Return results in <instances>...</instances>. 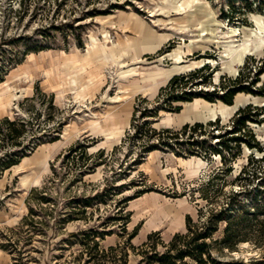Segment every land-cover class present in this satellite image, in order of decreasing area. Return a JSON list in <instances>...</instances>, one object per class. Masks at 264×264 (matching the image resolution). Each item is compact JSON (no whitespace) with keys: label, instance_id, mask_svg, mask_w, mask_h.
<instances>
[{"label":"rangeland","instance_id":"374dc122","mask_svg":"<svg viewBox=\"0 0 264 264\" xmlns=\"http://www.w3.org/2000/svg\"><path fill=\"white\" fill-rule=\"evenodd\" d=\"M206 63L203 90L223 75L254 76L264 65V0H0V117L27 121L24 143L58 135L0 176V264H138L147 228L160 225L168 241L187 214L198 222L229 201L249 215V241L213 256L264 264V113L240 131L262 151L242 143L229 163L162 149L138 156L135 109L154 107L175 72ZM258 79L254 88L264 87V72ZM236 95L239 108H264V95ZM223 104L181 102L152 125L219 117L214 133L223 134L236 110Z\"/></svg>","mask_w":264,"mask_h":264},{"label":"trees","instance_id":"16d2710c","mask_svg":"<svg viewBox=\"0 0 264 264\" xmlns=\"http://www.w3.org/2000/svg\"><path fill=\"white\" fill-rule=\"evenodd\" d=\"M77 41L79 45H82L80 33H78ZM209 70L210 65L206 63L199 68L173 75L166 85L160 87L154 107L135 109L131 125L135 128L134 138L140 147L138 156L162 149L172 151L181 157L199 156L210 160L212 156H218L224 164L238 157L242 143L247 144L249 148L255 147L262 151L250 129L248 132L251 140L243 138L240 134L242 129H248V121L259 123L261 120L257 117L264 113V108L252 107L250 104L235 112L230 128L223 134L214 133V129L218 127L219 117L206 123H185L179 129H158L152 125V119L160 110L179 111L182 107L181 102H190L195 98H202L209 102L221 101L232 105L235 95L239 92L264 95V87L254 88L259 81L258 76L264 72V65L255 70L252 77L250 76L252 70H249L245 76L241 73L235 77L223 75L221 77L223 80L219 84L212 85L211 90H203L201 85H205L212 75V70ZM204 72L208 73L204 74ZM2 80L3 75H0V82ZM137 111H139L138 116H136ZM138 118L141 121L135 124ZM211 126L213 128L207 130V127ZM27 132L26 120L11 119L8 116L0 117V176L5 170L18 164L23 157L32 153L39 145L58 140V135L45 140L43 134H40L36 140L24 143L22 138ZM227 134L230 135L226 136ZM77 146L81 145L77 143L71 149ZM261 159H264V156ZM217 176L218 172L208 181L211 182ZM260 183L264 184V179ZM244 192L245 190H240L236 194L241 195ZM236 209L234 202H226L219 208H212L209 215L200 214L198 222H194L193 218L187 214L185 229L174 233L168 241H159L160 231L150 232L146 240L139 245V251L143 256L138 264H259V260L256 259H251L249 262L223 261L212 254L214 250L221 253L235 251L239 243L249 241L243 231V228L249 225V215L247 213L237 215ZM220 222H224L221 236L212 237L218 230ZM135 233L136 229L132 236ZM158 244L161 245L162 250H157Z\"/></svg>","mask_w":264,"mask_h":264},{"label":"bare ground","instance_id":"6f19581e","mask_svg":"<svg viewBox=\"0 0 264 264\" xmlns=\"http://www.w3.org/2000/svg\"><path fill=\"white\" fill-rule=\"evenodd\" d=\"M94 40H95V38H93ZM107 48L109 49V53H110V57L111 58H113V60H115V53L113 52V45L111 44L110 45V43H109V41H107ZM179 59V58H178ZM175 68H173V69H169V70H167V71H165L164 73H163V76L162 77H164V78H167V77H169L170 76V74L173 72V71H175L174 70ZM241 102H242V98L241 97H238L237 95L235 96V100H234V103L232 104V105H225V104H223L224 105V107H226L227 109H228V112L230 113V112H232L233 110H235L238 106H240V104H241ZM175 215V214H174Z\"/></svg>","mask_w":264,"mask_h":264},{"label":"crops","instance_id":"0c3cea01","mask_svg":"<svg viewBox=\"0 0 264 264\" xmlns=\"http://www.w3.org/2000/svg\"><path fill=\"white\" fill-rule=\"evenodd\" d=\"M188 215H189V214H188ZM185 217H186V216H185ZM159 226H160V225H159ZM159 226H157V227H150V228H147L148 231H146L145 239L142 241V243L146 240L147 235H148L150 232H152V231H160V230L158 229ZM149 229H151V230H149ZM184 229H185V219H184V228L181 229V230H176V231H174V232L169 236V238H168L167 240H169V239L172 237V235H173L174 233L179 232V231H183ZM137 235H138V232L135 234L134 237H136ZM165 241H166V240H165Z\"/></svg>","mask_w":264,"mask_h":264},{"label":"water","instance_id":"95a60500","mask_svg":"<svg viewBox=\"0 0 264 264\" xmlns=\"http://www.w3.org/2000/svg\"><path fill=\"white\" fill-rule=\"evenodd\" d=\"M192 69H193V68H190V69H188V71H189V70H192ZM179 73H183V72H181V71H179V72H175L174 74H172V76H173V75H177V74H179ZM172 76H171V77H172ZM171 77H170V78H171ZM170 78H169V79H170ZM169 79H168V80H169ZM234 100H235V97H234L233 101H234ZM241 106H242V105H240L239 107H241ZM239 107L236 108L235 112L239 109ZM211 120H212V119H211ZM194 122H202V121H194ZM185 123H190V122H185ZM185 123H184V124H185Z\"/></svg>","mask_w":264,"mask_h":264}]
</instances>
